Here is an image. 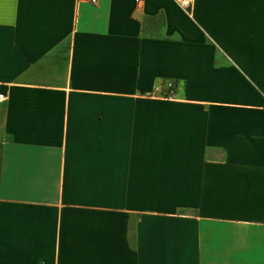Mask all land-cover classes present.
Returning a JSON list of instances; mask_svg holds the SVG:
<instances>
[{"label":"crops","instance_id":"0c3cea01","mask_svg":"<svg viewBox=\"0 0 264 264\" xmlns=\"http://www.w3.org/2000/svg\"><path fill=\"white\" fill-rule=\"evenodd\" d=\"M182 1L0 0V264H264V0Z\"/></svg>","mask_w":264,"mask_h":264},{"label":"built area","instance_id":"2783aa9c","mask_svg":"<svg viewBox=\"0 0 264 264\" xmlns=\"http://www.w3.org/2000/svg\"><path fill=\"white\" fill-rule=\"evenodd\" d=\"M143 1H144V0H136V3H137V5H140ZM90 2H91L92 4H96V3H97V0H90ZM181 5L183 6V8H187V7L190 5L189 0H183V1L181 2ZM173 87H174V85H173L172 82H171V83H168V91H169V92L172 91ZM6 100H7V95H6V93L1 89V85H0V103H3V102L6 101Z\"/></svg>","mask_w":264,"mask_h":264}]
</instances>
